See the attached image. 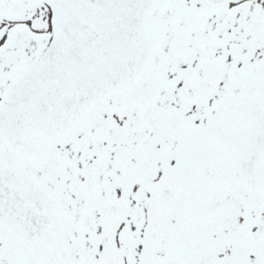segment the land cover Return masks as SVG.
<instances>
[{"label":"snow or ice","instance_id":"1","mask_svg":"<svg viewBox=\"0 0 264 264\" xmlns=\"http://www.w3.org/2000/svg\"><path fill=\"white\" fill-rule=\"evenodd\" d=\"M0 264H264V0H0Z\"/></svg>","mask_w":264,"mask_h":264}]
</instances>
